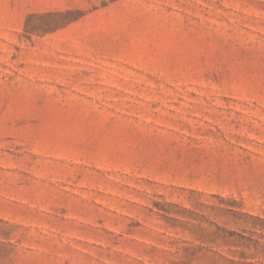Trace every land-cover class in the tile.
Segmentation results:
<instances>
[{
  "label": "rangeland",
  "instance_id": "374dc122",
  "mask_svg": "<svg viewBox=\"0 0 264 264\" xmlns=\"http://www.w3.org/2000/svg\"><path fill=\"white\" fill-rule=\"evenodd\" d=\"M0 264H264V0H0Z\"/></svg>",
  "mask_w": 264,
  "mask_h": 264
}]
</instances>
